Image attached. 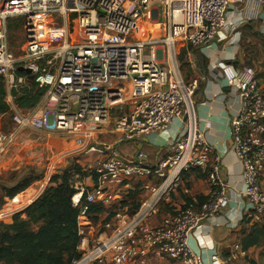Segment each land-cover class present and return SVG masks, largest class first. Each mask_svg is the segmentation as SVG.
I'll use <instances>...</instances> for the list:
<instances>
[{
  "label": "built area",
  "instance_id": "2783aa9c",
  "mask_svg": "<svg viewBox=\"0 0 264 264\" xmlns=\"http://www.w3.org/2000/svg\"><path fill=\"white\" fill-rule=\"evenodd\" d=\"M161 12L169 25L170 67L161 63L155 44L133 37L139 20L159 19ZM53 14L63 21L61 42L43 48L45 34L32 40L27 60L17 68L7 47L8 22L26 16L47 21ZM233 15L238 16L235 22ZM254 22L263 24L264 35V0H0V78L12 100L6 102L8 111L0 112V164L27 144V130L70 137L80 155L102 156L92 168L95 186L75 188L72 198L79 209L80 237V257L72 264H203L189 240L206 220L228 207L229 196L219 160L207 170L213 148L196 116L199 82L184 79L175 46L182 42L203 48L218 39L238 44L241 27ZM222 74L241 105L231 122V137L250 205L247 218L261 223L264 82L252 67L225 65ZM26 79L45 95L33 110H14L12 92ZM175 123L179 127L171 152L155 165L146 164L141 153L137 160L120 153L119 145L166 131ZM109 126L116 145L93 142ZM196 169L205 170L209 186L205 201L186 203L160 224L151 223L185 188V175ZM135 184L147 195L133 211L123 205L120 190ZM240 256L243 251L236 246L230 259ZM211 264L222 262L213 255Z\"/></svg>",
  "mask_w": 264,
  "mask_h": 264
},
{
  "label": "crops",
  "instance_id": "0c3cea01",
  "mask_svg": "<svg viewBox=\"0 0 264 264\" xmlns=\"http://www.w3.org/2000/svg\"><path fill=\"white\" fill-rule=\"evenodd\" d=\"M156 10L157 8L154 10L155 14H157ZM160 18L161 15L159 19L155 16L154 21H159ZM232 19L235 22L238 16L233 15ZM157 25L161 28L162 24L157 23ZM262 27L263 24L260 22L243 25L240 29L242 40L238 44L218 39L207 47L184 46L182 51V53H186L185 61L182 63V66L185 64L183 67L185 76L183 74L182 76L186 81L196 79L199 82L198 90L194 96L196 116L199 129L203 132L207 144L213 148V155L207 170L216 164V159L219 160L220 174L227 186L229 196L228 207L217 217L206 220L189 240L192 249L202 257L203 264H211L213 255H217L222 264H264V220L261 223H255L247 218L250 205L244 195L242 168L235 156L231 137V122L239 113L241 105L235 90L228 87L222 74V68L225 65H233L236 68L252 67L256 71L260 70L259 74L256 73L264 82L261 77L264 74V46H250L254 44V39L259 38L261 42L264 40V35L261 33ZM7 101L12 102L10 97L7 98ZM206 124L210 125L209 129L205 128ZM178 127L179 124L175 123L166 131L151 133L137 138L135 141L125 142L119 145L118 149L122 156L136 159L138 147L141 146L143 161L148 165H155L170 154ZM111 129L112 127L109 126L104 131H99L93 142L116 145V138L111 133ZM66 141L68 145L72 144L70 140ZM75 155H80V153ZM82 158L78 162L80 170L69 172V179L75 188L91 190L95 186L92 168L96 162L102 160V156L91 154ZM83 170L91 172L82 176ZM185 181V188L174 196L171 204L161 207L151 223L160 224L164 218L183 208L186 203L193 201L201 204L205 201L209 194L205 170L196 169L187 173ZM261 181L264 187V170ZM49 182L50 178L45 183V188L42 184L37 193L41 195L48 187ZM33 190L36 191V188ZM120 191L122 202L128 205L131 210L139 207L147 195L141 191L139 184H135L132 189L123 187ZM93 209L96 211L97 207ZM15 215L12 214L10 221H2L11 224ZM23 218H26L24 214ZM99 219L103 220L104 217ZM236 246L241 248L243 256H240L237 261H232L230 255ZM164 264H169V262Z\"/></svg>",
  "mask_w": 264,
  "mask_h": 264
},
{
  "label": "trees",
  "instance_id": "16d2710c",
  "mask_svg": "<svg viewBox=\"0 0 264 264\" xmlns=\"http://www.w3.org/2000/svg\"><path fill=\"white\" fill-rule=\"evenodd\" d=\"M62 30V18L56 14L50 15L42 47L58 45L62 40ZM185 55L181 54L182 63ZM261 77L264 79V74ZM44 95L45 90L39 89L34 82L29 89L12 92L14 103L21 110L37 108ZM6 97L4 82L0 78V112L3 113L9 109ZM68 173L53 176L42 195L23 213L16 214L11 224L0 222V264H72L80 257L79 209L72 203L76 189ZM37 181L38 178L34 176H25L15 186L4 188V197L12 200ZM2 206L4 201L0 199V209ZM23 214L26 218H23Z\"/></svg>",
  "mask_w": 264,
  "mask_h": 264
},
{
  "label": "rangeland",
  "instance_id": "374dc122",
  "mask_svg": "<svg viewBox=\"0 0 264 264\" xmlns=\"http://www.w3.org/2000/svg\"><path fill=\"white\" fill-rule=\"evenodd\" d=\"M142 20L146 23H141L136 26L133 33L134 39L155 44L158 49V58L161 63L170 67L171 63L167 58L168 46L166 42L169 33V25L164 22L163 12H161V18L159 21H154L153 19L150 20L149 17L143 18ZM157 23L162 24L161 28H154L153 25H156ZM46 26L47 21L42 16L20 17L11 19L8 22L7 47L17 60V68L27 60V45L32 40H40L44 37V34L46 35ZM64 32L65 34H68L69 32L68 22ZM257 39H254V44L250 46H264V40L261 42L259 38ZM184 46L187 45L182 42H177L175 46V55L183 75L184 70L182 68L180 57ZM256 72L259 74L260 70L257 69ZM16 74L18 75V73ZM32 84L33 81L31 79H26L19 90L23 88L29 89ZM5 90L7 93L6 86ZM13 109L21 110L15 103ZM26 135L27 144L23 148L15 150L6 161L0 164V199H3L4 201V206L0 209V222H3L2 220L10 221L12 214L15 215L25 211L32 203L27 205L21 200L22 197L31 194L28 192L35 188L36 192H39L42 184L45 188V183H47L49 178L51 180L53 176L62 174L66 171L73 172L80 170L78 162L83 159V156L77 155V157L75 155L81 150L76 148L74 140L70 137L56 134H43L32 130H27ZM66 140H70L72 144L68 145ZM52 168L53 171H51ZM90 172L91 171L89 170H83L81 175H88ZM25 176H34L35 178H38V181L32 184L25 193L23 192L24 194L22 193L12 200L4 197V188L15 186ZM44 180L46 181L43 182Z\"/></svg>",
  "mask_w": 264,
  "mask_h": 264
},
{
  "label": "bare ground",
  "instance_id": "6f19581e",
  "mask_svg": "<svg viewBox=\"0 0 264 264\" xmlns=\"http://www.w3.org/2000/svg\"><path fill=\"white\" fill-rule=\"evenodd\" d=\"M141 23H143V24H145L146 22H144V20H139L137 23H136V26L138 25V24H141ZM136 26H135V28H136ZM154 26V28H158L159 26L156 24H154L153 25ZM28 193H31V194H29L28 196H25V197H22V201L24 202V203H26L27 205L28 204H31V203H33L35 200H37L38 198H39V196H40V193H37L35 190H32V191H30V192H28Z\"/></svg>",
  "mask_w": 264,
  "mask_h": 264
},
{
  "label": "water",
  "instance_id": "95a60500",
  "mask_svg": "<svg viewBox=\"0 0 264 264\" xmlns=\"http://www.w3.org/2000/svg\"><path fill=\"white\" fill-rule=\"evenodd\" d=\"M20 71H22V70H20ZM140 153H141V146L138 147V154H137V156H136V160L138 159V156L140 155Z\"/></svg>",
  "mask_w": 264,
  "mask_h": 264
}]
</instances>
